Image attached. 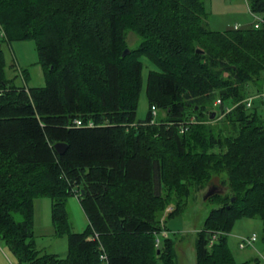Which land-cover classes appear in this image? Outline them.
<instances>
[{
	"label": "trees",
	"instance_id": "trees-1",
	"mask_svg": "<svg viewBox=\"0 0 264 264\" xmlns=\"http://www.w3.org/2000/svg\"><path fill=\"white\" fill-rule=\"evenodd\" d=\"M250 10L264 16V0H250ZM206 18L204 0H0V240L18 264H146L135 250L158 240L169 191L206 184L222 203L198 237L197 264H239L228 245L235 222H264V120L252 110L264 86L248 95L264 75V24L216 32ZM24 40L37 44L44 87L5 80L4 46ZM145 58L156 69L138 120ZM215 100L224 112L232 106L220 129ZM227 190L237 196H221ZM73 195L88 229L70 235L65 259L42 254L35 200L52 199L62 234Z\"/></svg>",
	"mask_w": 264,
	"mask_h": 264
},
{
	"label": "rangeland",
	"instance_id": "rangeland-1",
	"mask_svg": "<svg viewBox=\"0 0 264 264\" xmlns=\"http://www.w3.org/2000/svg\"><path fill=\"white\" fill-rule=\"evenodd\" d=\"M207 14V24L209 28L216 32H225L229 29L248 28L250 26H258L259 19L264 18L263 15L256 16L250 10V0H204ZM0 28V32H1ZM2 33V32H1ZM2 38V35H0ZM130 44L135 46L140 39L135 34L129 36ZM5 56L7 60V69L5 80L17 83L18 85L28 84L31 88H41L46 86V76L43 67L39 62V53L37 44L34 40L14 41L4 46ZM145 61L144 71V87L139 99L137 111L138 120H145L149 112V103L147 100L146 89L148 86V75L150 68L156 69L155 65L148 59ZM16 61L18 69H14ZM27 73V74H25ZM29 79H28V77ZM29 80V83H28ZM15 83V84H16ZM256 85H251L248 91L249 96L258 94V89L264 86V75L261 76ZM217 100L212 104L213 110H218L216 122L213 124L216 129L226 126V115L232 110L229 104L225 108L227 111L217 109ZM252 110L256 111L258 116L264 120V99L255 97L252 101ZM230 110V111H229ZM160 117H165V112H159ZM225 121L222 123L221 121ZM223 121V122H224ZM204 123V122H203ZM209 124V123H204ZM228 124V123H226ZM217 176V175H216ZM219 177V176H218ZM228 175L219 177L220 180L227 179ZM218 178L213 181L214 184L221 187ZM230 181H228L229 186ZM202 190H190L188 194L184 193H168L170 197L169 203L161 212L156 213L157 219L162 225L161 233L158 240L153 239V243H143L139 247L146 246L145 249L138 251V258L146 264H155L161 262L163 264H173L170 258H175L177 264H197V241L200 233L204 229V224L210 212L222 203V198L206 199L209 192V184L204 185ZM223 191V189L221 190ZM217 192V190H216ZM223 193V192H222ZM184 195V196H181ZM237 196L236 193L227 192L221 196L225 197ZM179 202V206H178ZM154 204V208L161 210V205ZM179 208V209H178ZM52 199L49 197H40L35 200L33 214V242L36 249L42 254L57 256L65 259L69 252V239L71 234H80L88 229V219L85 215L80 201L76 195L67 200V211L69 215L68 229L62 234L56 232L52 222ZM257 237L255 245L240 248L244 239ZM172 240L173 243L164 246L165 239ZM228 245L237 263L241 264L255 258L261 260L260 264H264V222L260 218L247 219L241 218L235 222L232 232L228 236ZM143 242H145L143 240ZM161 246H160V245ZM163 249V255H156V250ZM0 264H18L13 252L7 245L0 240Z\"/></svg>",
	"mask_w": 264,
	"mask_h": 264
},
{
	"label": "built area",
	"instance_id": "built-area-1",
	"mask_svg": "<svg viewBox=\"0 0 264 264\" xmlns=\"http://www.w3.org/2000/svg\"><path fill=\"white\" fill-rule=\"evenodd\" d=\"M259 24H264V18H260L259 19ZM238 29H239L238 27L235 28V30H238ZM220 104H221V100H218L216 102V106H218ZM250 106H251V103L249 101L248 107H250ZM152 111H153L154 115L157 114V110L155 108H153ZM79 124H81V123L79 122ZM243 241H244V243H241L240 248H245L246 246L252 247L253 245H255V242L257 241V237H253V238H249V239H244ZM103 259L106 260V257H103Z\"/></svg>",
	"mask_w": 264,
	"mask_h": 264
},
{
	"label": "water",
	"instance_id": "water-1",
	"mask_svg": "<svg viewBox=\"0 0 264 264\" xmlns=\"http://www.w3.org/2000/svg\"><path fill=\"white\" fill-rule=\"evenodd\" d=\"M127 53H128V51L125 52V55H127ZM215 117H216V113L213 114L212 119H214ZM55 148L60 154H62L66 151L67 146L65 144L60 143V144H57L55 146ZM215 193H216V191L209 189L208 196H206V199L212 197L213 195H215ZM233 201H235V200H233Z\"/></svg>",
	"mask_w": 264,
	"mask_h": 264
}]
</instances>
